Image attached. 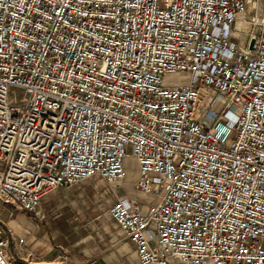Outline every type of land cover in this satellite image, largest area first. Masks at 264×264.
Segmentation results:
<instances>
[{
  "label": "built area",
  "instance_id": "obj_1",
  "mask_svg": "<svg viewBox=\"0 0 264 264\" xmlns=\"http://www.w3.org/2000/svg\"><path fill=\"white\" fill-rule=\"evenodd\" d=\"M247 3L0 0V207L38 228L43 197L123 183L131 157L159 199L108 214L138 264H264V15L239 46ZM12 245L0 220V264Z\"/></svg>",
  "mask_w": 264,
  "mask_h": 264
},
{
  "label": "crops",
  "instance_id": "obj_2",
  "mask_svg": "<svg viewBox=\"0 0 264 264\" xmlns=\"http://www.w3.org/2000/svg\"><path fill=\"white\" fill-rule=\"evenodd\" d=\"M92 179L105 184L106 188L109 186L115 187L100 177L94 176L70 188H61L54 191L41 199L38 208L41 220L38 228L36 227V219L38 217L33 218L32 215L34 214L25 216V214L20 213L21 215L14 216L16 211L9 208L11 213L13 211L11 218L17 224L27 222L25 226L30 229L27 237L17 238L24 240V244L22 245L17 243L16 237L0 213V220L11 232L13 238L12 253L19 261L18 264H138L134 246L120 229L117 228L118 226L115 223L117 227L105 224V222L96 227L98 231L94 232L96 237H94L93 241V237L86 235L87 231L81 232L79 229L81 226L76 227L71 232V241L67 240V236H65L70 232V229L64 228L63 230L62 228L59 230L53 226H45V222L52 224L58 218H64L63 214L65 211L70 212L76 207L81 198L87 197L84 184ZM119 197L111 201L103 215L108 214L109 208ZM1 210H3L2 207H0V212ZM97 215V219L103 216L102 214ZM23 216L28 217V219H25ZM109 219L113 221L110 216Z\"/></svg>",
  "mask_w": 264,
  "mask_h": 264
},
{
  "label": "rangeland",
  "instance_id": "obj_3",
  "mask_svg": "<svg viewBox=\"0 0 264 264\" xmlns=\"http://www.w3.org/2000/svg\"><path fill=\"white\" fill-rule=\"evenodd\" d=\"M248 1V10L242 17L244 20L250 17L253 14V11H259L260 13L264 12V0ZM250 1L253 2V4L256 3V9L253 7ZM236 26L237 30L241 34V36L237 37L236 43L241 47H245L247 40L246 36L244 35V33L247 31L246 29L244 30L245 24L241 21H237ZM188 79V76L185 74L165 77L163 79V84L167 87L180 86L187 84ZM13 97L16 101H23L27 98V93L23 92L22 90L15 89L13 91ZM124 166L126 168L127 175L123 183L115 184L114 188L110 186L106 188L105 184L97 182L95 179L89 180L88 183L84 184L85 191L87 192V197L81 198L80 201L76 204V207H74V209L70 212L65 211V213L63 214L64 218H58L57 220L53 221L52 224L50 222H45V226H53L58 228L59 230H61L62 228L63 230L64 228L70 229V232L68 234L66 233L67 235H65L67 236V240L69 241H71L72 237L71 232L76 229V227L81 226L79 228L81 232L87 231L86 235L93 237V241L95 239L94 237H96L94 232L98 231L96 227H99L104 222L105 224L117 227L113 221H110L108 214L103 215L105 210L108 209L111 201H113L116 197L125 196L128 199H137L142 212L145 213L146 208L152 202H157L159 196L155 194H143L134 190L133 185L138 179L139 170L138 165L133 158H125ZM0 213L3 215L4 221L8 223V226L12 230L13 235L16 237V239L18 237H27V235H29L28 231H30V229L25 226V223L27 222H25L24 224H17V222H15L13 218H11V210L9 208H6L4 211L1 210ZM18 214L20 213L16 212L14 213V216H18ZM97 214H102L103 216L100 219H97ZM24 218L28 219V217Z\"/></svg>",
  "mask_w": 264,
  "mask_h": 264
},
{
  "label": "bare ground",
  "instance_id": "obj_4",
  "mask_svg": "<svg viewBox=\"0 0 264 264\" xmlns=\"http://www.w3.org/2000/svg\"><path fill=\"white\" fill-rule=\"evenodd\" d=\"M251 2V1H250ZM252 3V5H253V7L256 9V3H254L253 4V2H251ZM248 4H249V1H248V3H247V8H248ZM247 10L248 9H246V12H247ZM258 11V10H257ZM246 12L245 13H243V14H241V15H239L238 17H237V19H238V21H241L242 23H244V19L242 18L245 14H246ZM259 15H261V16H263L264 15V12L262 13H260L259 11L257 12ZM240 18H242V19H240Z\"/></svg>",
  "mask_w": 264,
  "mask_h": 264
},
{
  "label": "water",
  "instance_id": "obj_5",
  "mask_svg": "<svg viewBox=\"0 0 264 264\" xmlns=\"http://www.w3.org/2000/svg\"><path fill=\"white\" fill-rule=\"evenodd\" d=\"M251 46H252V43H251Z\"/></svg>",
  "mask_w": 264,
  "mask_h": 264
}]
</instances>
